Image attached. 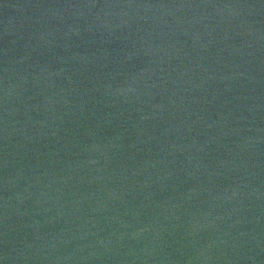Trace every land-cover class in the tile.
<instances>
[{"label":"water","instance_id":"1","mask_svg":"<svg viewBox=\"0 0 264 264\" xmlns=\"http://www.w3.org/2000/svg\"><path fill=\"white\" fill-rule=\"evenodd\" d=\"M0 264H264V0H0Z\"/></svg>","mask_w":264,"mask_h":264}]
</instances>
